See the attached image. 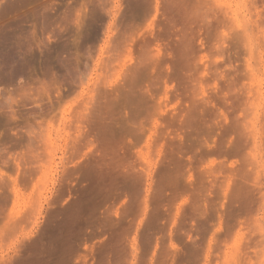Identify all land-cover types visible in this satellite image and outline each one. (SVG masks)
I'll return each mask as SVG.
<instances>
[{"label":"rangeland","instance_id":"1","mask_svg":"<svg viewBox=\"0 0 264 264\" xmlns=\"http://www.w3.org/2000/svg\"><path fill=\"white\" fill-rule=\"evenodd\" d=\"M0 171V264H264V0H0Z\"/></svg>","mask_w":264,"mask_h":264},{"label":"bare ground","instance_id":"2","mask_svg":"<svg viewBox=\"0 0 264 264\" xmlns=\"http://www.w3.org/2000/svg\"><path fill=\"white\" fill-rule=\"evenodd\" d=\"M52 2V1H51ZM47 6H45V7H48V5L49 4H46ZM50 5H52L51 3H50ZM50 5H49V7H50ZM15 6V5H14ZM17 6V5H16ZM19 6V5H18ZM17 8V7H16ZM79 33V32H78ZM33 36V35H32ZM77 36V37H76ZM76 38H74V39H79L78 38V35L76 34ZM74 37V36H73ZM73 37H72V40H73ZM71 40V41H72ZM74 42H75V40H74ZM76 42H78V40L76 41ZM71 43V42H70ZM73 43V42H72ZM74 44V43H73ZM78 44H79V42H78ZM75 45V44H74ZM76 46V45H75ZM77 46H79V45H77ZM29 49H31V48H29L28 46H27V49H25L26 50V52L28 51L29 52V54L31 53V52H34L35 50H31V51H29ZM53 51V50H52ZM57 52V51H56ZM77 52H79L78 50H77ZM25 53V52H24ZM35 53V52H34ZM48 53H54V51L53 52H51V50H50V52L48 51ZM73 53V52H72ZM76 52H74L73 53V57H75L76 55H74ZM26 54V53H25ZM28 54V55H29ZM36 55L37 54H39V52L37 53H35ZM35 54H32L31 53V55H29L30 57H32V58H34L35 60H37V58L38 57H36V55ZM56 54V53H55ZM78 54V53H77ZM51 55H53L54 57H57L56 55H59V54H56V55H54V54H51ZM33 56H35V57H33ZM38 56V55H37ZM50 57L51 58H54V57H52V56H47V59L49 58L50 59ZM72 57V56H71ZM72 57V58H73ZM29 57H27V59H28ZM32 58H29L28 60H30V59H32ZM58 58H59V56H58ZM76 58H79L78 56L76 57ZM34 59H32V63L34 62ZM55 59H57V58H54V59H52V61L53 60H55ZM74 59V58H73ZM52 61H50V60H48V65H50L49 64V62L51 63ZM35 63V62H34ZM33 63V64H34ZM37 63V62H36ZM41 63V62H40ZM52 64V63H51ZM29 65V63L26 65V66H28ZM35 66H37L36 64H34ZM33 66V65H32ZM32 66H30V67H32ZM34 67V66H33ZM33 67H32V69L31 68H29V66L28 67H26V68H28L27 70H29L30 71V73H32L31 71L33 70ZM25 68V69H26ZM48 69H52V68H50V67H48ZM33 71H35V69L33 70ZM37 71H40V70H36V72ZM49 73V72H48ZM48 73H46V74H48ZM29 74V73H28ZM27 74V71H26V75H28ZM33 74H34V72H33ZM33 74H29V75H33ZM37 75V78H39L40 79V76L38 77V75H39V73L37 74H35V76ZM34 76V75H33ZM32 76V78H30V76L28 77V80H30L31 81V79H34L35 77H33ZM30 78V79H29ZM39 79H37V80H35L36 82L37 81H39ZM33 82H34V80H33ZM55 83L54 84H56L57 82L56 81H54ZM32 83V82H31ZM129 83V82H128ZM89 84V83H88ZM87 84V85H88ZM56 86V85H55ZM57 87V86H56ZM126 87V86H125ZM124 87V89H121V90H123L121 93H120V91H119V93H120V95H119V93H118V95H116L115 97H113L112 99H110V101L109 102H112L111 104L109 103H107V106L106 107H108V105H110L109 107H108V109H110V110H107V109H103V106L99 103V102H97V104H96V106L94 105V108L95 109H92L93 111H90V113L91 114H88V115H86V116H88V117H85V115H84V118H85V121H86V123L88 124L87 126L89 127V134L90 133H92V135L94 134L95 136L97 135V132H98V130L100 129V128H102L103 127V125H105L107 122H108V126H109V124L110 123H112L111 122V120L113 121V120H115L114 119V111H113V109L115 108L116 109V106L119 104V112H118V117L116 118V121H118L119 123H120V126L124 129V131L125 132H127V133H134L133 135H135L136 136V134L138 135V137H140V135L142 136V134H143V130H144V128H142V126H143V120L146 118V117H148V115L150 114V110H149V107H148V102L150 101L149 100V98L143 93V92H140L139 94H135L133 91H132V89H131V87L130 86H127L126 88ZM58 89L56 90V93H57V95L58 96H60V88L59 87H57ZM61 98V96L59 97V99ZM99 103V104H98ZM58 104H59V102H58ZM132 104H134L135 106L133 107L132 106ZM129 105H130V107H129ZM101 106H102V108H101ZM112 106H114V107H112ZM112 107V108H111ZM118 107V106H117ZM133 107V108H132ZM128 108H130L131 110L130 111H127V109ZM52 109V108H51ZM104 110V111H103ZM65 111V110H64ZM47 114H48V112H46ZM62 113V112H61ZM87 113V112H86ZM63 114V113H62ZM63 117H65V116H63ZM116 117V116H115ZM76 118V117H75ZM83 118V119H84ZM87 118V119H86ZM109 118H112V119H109ZM73 119V118H72ZM110 121H109V120ZM51 120V119H50ZM106 120H108L107 122H105ZM191 121H192V119H190ZM189 120V121H190ZM41 121V119L39 120V122ZM84 121V120H83ZM190 121V122H191ZM190 122L188 123L189 125H190ZM114 123H116V122H114ZM113 124V123H112ZM47 129H50L51 128V121H49L48 120V122H47ZM106 126V125H105ZM108 126H106V127H108ZM110 126H112V125H110ZM40 128V127H39ZM112 128V127H111ZM108 129V128H107ZM111 130V129H110ZM113 131H112V134H111V131L110 132H108L109 133V135H111V137H112V135H113V132H114V129H112ZM109 131V130H108ZM88 132H86V133H88ZM115 133V132H114ZM68 135V134H67ZM108 135V136H109ZM111 139V138H110ZM3 140L4 139H2V145L3 146H5V144H6V139L4 140L5 142V144L3 143ZM108 141V140H107ZM109 145H111V143L109 144L108 142L106 143V146L108 147V148H110L109 147ZM149 146V145H148ZM4 148V147H3ZM149 148V147H148ZM175 155H176V152H170L169 153V158H171L172 160H174L175 162H177V160L174 158L175 157ZM146 159V158H145ZM120 170H122V169H120ZM1 172V171H0ZM122 172V171H121ZM120 172V173H121ZM128 172V171H127ZM2 173V172H1ZM136 175V174H135ZM147 178H146V183H147V187L149 188V186H150V183H149V181H150V178H151V173H147ZM120 176H122V179H123V177L126 179L128 176L126 175V173H125V176L124 175H120ZM117 177V176H115V178H113L115 181H117L119 178L121 179V177ZM129 176H131V175H129ZM137 176V175H136ZM139 177H140V175H138ZM118 179H117V178ZM133 177H134V174L132 175V179H133ZM173 177V176H172ZM172 177H166V180L169 178L170 180H167L168 181V183H169V181L172 183V179H174L175 178V176L172 178ZM129 178V177H128ZM165 178V177H164ZM130 179V178H129ZM135 179V178H134ZM137 179H138V177H137ZM15 180V179H14ZM136 180V179H135ZM165 180V182H166V185L168 184L167 183V181ZM175 180V179H174ZM174 180H173V183H174ZM13 181V180H12ZM134 181V180H133ZM128 182V181H127ZM127 182H125V183H127ZM4 183L6 184V182L4 181ZM17 183V182H16ZM129 183V182H128ZM117 184V183H116ZM132 184V183H131ZM145 184V183H144ZM170 184V183H169ZM168 184V185H169ZM18 185V184H17ZM16 185V186H17ZM6 186V185H5ZM16 186H15V189L13 188V190L15 191V197H17V191H16ZM117 186V185H116ZM114 187H115V184H114ZM126 188V187H125ZM129 188H130V186H129ZM134 188V187H133ZM148 188H146V191L145 192H148ZM124 189V188H123ZM127 189V188H126ZM125 191V190H124ZM127 191V190H126ZM132 191H134V190H132ZM136 191V190H135ZM134 191V192H135ZM137 196H138V193H137ZM18 198V197H17ZM20 198V197H19ZM18 198V199H19ZM20 200V199H19ZM138 200H140V202H141V204L143 205V207H144V209H146L147 208V204H148V196L147 195H145V196H142V197H140L139 196V199H138V197H135L134 199H132L131 198V206L133 207L135 204H136V202L138 201ZM140 202H139V204H140ZM103 214V213H102ZM101 214V215H102ZM108 215V214H107ZM106 215V213H105V215L103 214V216H101V217H103L104 219H105V217H106V221H117L118 223H119V221H121V220H124L125 218H124V216L125 215H121V216H119L117 213H115L114 214V217H115V220L114 219H111L112 217L110 216V215H108L107 216ZM105 216V217H104ZM102 218V220L105 222V220ZM124 218V219H123ZM121 223V222H120ZM5 224V223H4ZM107 224V223H106ZM6 226V224L5 225H3L2 224V228H0L1 230H2V234H3V232H5V230L6 229H4V228H6L5 227ZM64 242V241H63ZM64 243H68L67 245H71L72 246V243H71V241L70 240H66V242H64ZM63 243V244H64ZM66 244H65V246H66ZM132 246H133V250L135 251L136 250V242L134 241V243L132 244ZM131 246V247H132ZM60 256H61V254H60ZM59 256V257H60ZM62 258H60V259H62V261L59 259V257H58V261H56V264H57V262H58V264L60 263L59 262V260L62 262V264L64 263L65 264V262H67V260H65L66 258H65V256L62 254ZM34 257V256H33ZM38 257V256H37ZM43 257H45V258H48V256H45V255H43ZM40 258V257H39ZM65 258V259H64ZM49 259V258H48ZM55 260V259H54ZM53 260V261H54ZM65 260V261H64ZM52 261V260H51ZM52 261V262H53ZM48 261H46V262H44L45 264L47 263ZM49 262H50V260H49ZM43 263V264H44ZM48 264V263H47Z\"/></svg>","mask_w":264,"mask_h":264}]
</instances>
